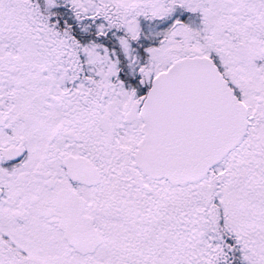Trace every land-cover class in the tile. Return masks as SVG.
I'll use <instances>...</instances> for the list:
<instances>
[{"label":"snow or ice","instance_id":"snow-or-ice-1","mask_svg":"<svg viewBox=\"0 0 264 264\" xmlns=\"http://www.w3.org/2000/svg\"><path fill=\"white\" fill-rule=\"evenodd\" d=\"M0 264H264V0H0Z\"/></svg>","mask_w":264,"mask_h":264}]
</instances>
